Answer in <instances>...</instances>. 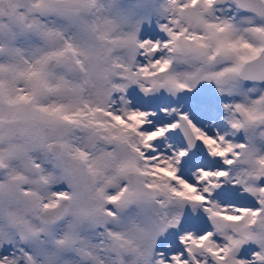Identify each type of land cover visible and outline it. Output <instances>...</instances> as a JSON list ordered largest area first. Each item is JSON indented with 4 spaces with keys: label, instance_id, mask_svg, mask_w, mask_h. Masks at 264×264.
Segmentation results:
<instances>
[{
    "label": "snow or ice",
    "instance_id": "1",
    "mask_svg": "<svg viewBox=\"0 0 264 264\" xmlns=\"http://www.w3.org/2000/svg\"><path fill=\"white\" fill-rule=\"evenodd\" d=\"M0 264H264V0H0Z\"/></svg>",
    "mask_w": 264,
    "mask_h": 264
}]
</instances>
